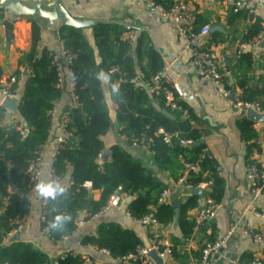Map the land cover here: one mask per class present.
<instances>
[{"label":"crops","instance_id":"crops-1","mask_svg":"<svg viewBox=\"0 0 264 264\" xmlns=\"http://www.w3.org/2000/svg\"><path fill=\"white\" fill-rule=\"evenodd\" d=\"M23 1L27 4L39 2L46 9L60 5L73 17L123 26L127 31L122 34L121 39L125 40L129 33H133L132 49L134 45H137V42L140 41L141 44V59L138 56V64L135 63L133 66L134 73L138 68L140 71H142L141 67L146 68L147 56L153 50L160 56L161 65H169L174 77L175 92L181 97L182 103L189 107L196 116L197 119L192 126L196 129L198 124L201 123L205 127L204 152L214 162L215 167L220 169V175L215 173L222 182V195L218 202L220 207L212 222H210L211 219L199 231L191 229V233L187 236H183L176 221L163 226V236L172 245L174 256L172 262H165L164 264H198L200 251L204 243L219 239L235 223L238 224L239 228L220 248L214 264L248 263L255 259L262 261L264 258V243L253 242L240 229L247 227L254 231L264 232V217L257 215L264 214V197L257 199L252 197L244 171L247 161L257 165L264 163V44H262L264 35L258 46L243 50H240V47L256 36L252 38L248 36L249 28L255 23L256 19H259L262 28L264 9L251 17L244 12L231 13L228 5L233 0H217L214 3H209L207 0H157L164 7L182 1H192L195 4L194 23L197 26L208 25L210 28L209 34L201 39L200 46L216 56L227 87L230 91L232 85L235 87V97L249 101H259L262 104L260 112L251 114L243 109L233 107L231 101L222 97L212 83L204 81L195 74L189 61V52L184 50L182 41L175 34L171 23L162 20L155 10L144 3L135 0ZM6 21L12 23L9 45L6 44L5 40ZM40 24L39 50L46 48L49 53L60 54L63 43L57 39L55 29L57 30L58 27L47 29L44 22ZM83 35L88 44L92 46L91 31L85 29ZM30 47L31 24L27 22L25 17H11L8 12L1 8L0 78L6 80L9 77L16 76V73L21 70L24 72L23 77L26 76V70L18 64V59L20 53L27 52ZM241 53L244 56L240 57ZM133 56H136L135 52ZM248 61H251L250 64ZM22 78L19 85H9L10 89L17 93L15 105L7 107L3 106V102L0 103V113H5L6 124L8 126L17 125V129H20V126H18L19 120L16 107ZM99 79L101 88L106 92V75L99 72ZM65 81V87L60 91V96L55 101L58 114L50 124L48 136L43 144L45 156L43 159L42 183L47 180L46 171L51 163L50 153L55 138L59 133L58 123L61 112L70 104L68 80ZM105 104L109 110L111 126L106 134L101 137L104 147L101 153L102 157L99 158L98 162L100 163L102 160L109 158V148L112 145H122L125 148L128 146L127 150L133 157L145 162L148 161V158L152 156L149 152V143H145L140 148H131L118 132V127L114 122L116 105L109 100L107 94ZM174 114L172 113L171 116L174 117ZM243 121L252 122L253 131L256 134L255 139L245 140L247 135H242L239 129V124ZM22 132L26 134L27 130H22ZM185 157L189 159L191 157L190 153H187ZM181 172V157L178 156L173 160L169 172L158 175L159 179L163 180L167 186L168 200L166 202L171 204L175 201L177 203L175 217H177V208L193 194L192 190L177 185L176 179ZM61 176L62 183L66 185L70 180L68 174ZM210 188L211 186L201 191L202 194L196 195V206L188 209L185 215L188 222L193 223L197 209L201 206L203 199L208 197L206 195ZM9 192L13 193L10 187ZM118 193L120 192L114 195V199ZM99 194L98 190L89 188V196L92 199L97 200ZM40 197L41 194L38 193L37 189L27 191L28 212L25 227L20 234L5 237L3 244L8 245L13 241L30 243L34 248L42 251L52 264L61 259L66 252L86 255L95 264H117L110 255H104L96 247L84 245L81 242L84 236L95 235L97 225L101 222L115 223L121 229L132 230L139 238L140 246H146L148 243L147 230L137 224L126 211L130 197L122 193H120V200L116 205L112 202L105 210H100L97 214L88 218L85 217L89 214L84 212L79 214L76 228L71 235L66 236V239L63 238L59 242H53L41 230ZM246 207L249 211L245 212L243 209ZM66 242H69L68 246H66Z\"/></svg>","mask_w":264,"mask_h":264},{"label":"trees","instance_id":"trees-1","mask_svg":"<svg viewBox=\"0 0 264 264\" xmlns=\"http://www.w3.org/2000/svg\"><path fill=\"white\" fill-rule=\"evenodd\" d=\"M26 20L31 24V47L27 52H21L18 59V64L27 72L19 87L16 107L20 129L12 125L0 130V264H52L42 251L30 243L13 241L8 245L3 244V239L13 228V220L27 215L26 164L36 147L44 144L50 127L47 112L60 96V91L54 86L56 73L50 65L49 52L46 48H38L41 24L33 18ZM201 26L194 23L193 30L198 31ZM85 29L91 31L92 46L83 35ZM261 30L259 19H256L249 28L248 36L252 38ZM126 31L123 26L114 23H98L84 29L67 26L57 29V39L72 57L80 106L71 110L73 138L59 150L52 164L57 174H68L72 182L63 188V192L51 196L49 201L42 226L49 225L47 236L53 242L71 235L79 214H89L85 218L97 214L110 196L117 192L130 197L126 211L131 218L140 219L150 208H154V215L163 226L176 221L183 236H187L191 233L193 223L188 222L185 215L188 209L196 206L197 196L192 194L177 208V217L170 203L157 204L160 193L167 187L158 175L169 172L173 160L187 153H190L191 161L199 162L201 170L212 173L211 188L206 196L218 203L222 195V182L215 174L216 165L203 152L204 144L197 141L199 134L192 126L197 118L192 110L182 103V107L187 108L189 119H182L179 112L171 119L163 113L167 108L163 106L162 100H154L140 86L128 82L135 74L133 66L138 64V56L141 59V44L139 41L133 49L129 47L121 39ZM129 48L131 53L127 54ZM161 64L160 56L151 50L146 68L141 67L144 76L157 72ZM111 67H118L121 71L119 76L123 81L118 88L113 86V80L118 75L108 73ZM99 72L107 77L106 92L101 88ZM106 94L116 105L114 122L119 134L126 138H140L144 133L152 151L148 161L133 157L127 150L128 146L112 145L109 158L98 162L104 147L101 137L111 126L105 104ZM158 129L171 135L169 144L164 143L162 136L157 133ZM239 129L242 135H247L245 140L256 138L251 121L241 122ZM22 130H27V133L24 134ZM180 139L194 142L190 147H183L179 143ZM190 180L197 183L202 178L197 176ZM84 182H90V189L99 191L97 200L89 196V189L83 187ZM9 183L15 188L13 193L9 192ZM57 215L67 216L68 219L53 228ZM81 242L108 251L112 259L133 252L141 244L132 230L121 229L111 222L99 223L95 235L84 236ZM57 264L82 262L79 256L67 255L58 259Z\"/></svg>","mask_w":264,"mask_h":264},{"label":"built area","instance_id":"built-area-1","mask_svg":"<svg viewBox=\"0 0 264 264\" xmlns=\"http://www.w3.org/2000/svg\"><path fill=\"white\" fill-rule=\"evenodd\" d=\"M144 3L149 8L155 10L159 17L171 23L175 34L181 39L184 50H187L190 55V64L194 68L195 74L207 81L212 83L217 89L218 93L227 98L230 95V89L227 87L225 80L220 72V67L217 63L216 56L209 50L203 49L200 46V41L209 34L210 28L208 25L201 26L198 31L193 30L195 21L196 7L192 1L174 2L169 7H164L159 4L156 0H135ZM209 3H214L217 0H207ZM229 10L233 14L240 12L247 13L249 16L254 17L260 11L264 9V0H233L229 5ZM1 12V7H0ZM264 35V24L262 30L257 35L249 40L248 42L241 45L240 50L249 49L259 45ZM133 33H129L125 41L129 47L132 45ZM131 53L129 48L127 54ZM50 65L53 67L56 73L55 89L61 91L65 87L66 79L68 80V89L70 91V104L61 112L58 128L59 133L55 138L53 148L50 153L51 163L46 171L47 180L49 184H59L62 188L72 184L71 180L66 185L62 183V176L57 174L53 168V162L55 156L59 150L65 146L68 141L73 138V129L71 128V110L79 108L80 103L78 95L76 93V81L74 79L72 71V57L67 50L62 49L60 54L49 53ZM120 69L118 67H111L108 73L111 75H118L113 80V86L118 88L123 81L120 75ZM23 70L18 75L9 77L8 79L0 78V103L5 100H17V93L10 89L9 85H19L20 79L23 77ZM130 84L138 85L154 100H162L163 106L167 108L168 113H180L182 119H189V113L187 108L182 107L181 97L175 92L174 77L171 73L169 65H162V67L155 72L145 77L138 68L136 73L128 80ZM233 107L243 109L245 111L252 110L258 113L262 110V104L259 101L242 100L241 98L235 97L231 102ZM50 124L54 121L58 114L57 106L54 104L51 109L47 112ZM7 118L4 112L0 113V130L5 129L8 125L6 124ZM195 123L192 122V124ZM258 125V124H257ZM199 137L197 141H203L205 127L199 123L196 128ZM22 132V131H21ZM157 133L162 136L164 143L169 144L171 135L164 132L162 129H158ZM123 140L129 144L131 148H140L148 141L145 139L144 133L141 134L140 138L124 137ZM191 139H180L179 143L183 147H190L193 144ZM149 152L152 154L151 149ZM204 152V151H203ZM45 156L43 145H39L33 151L32 156L28 159L25 169L26 186L28 190L34 191L37 189V185L42 183V177L44 173L43 159ZM101 158V154L98 156ZM181 157L182 172L177 177L176 183L182 188L189 190L204 191L208 189L211 184L212 173L205 170H201L198 161H191L185 156ZM98 158V159H99ZM245 178L249 186L250 193L254 199L264 197V163L257 165L256 163L247 161L245 164ZM215 173L220 175V169L217 167ZM201 176L202 180L197 183H192L190 178ZM83 187L86 189L91 188L90 182H84ZM56 193L54 195H58ZM116 194V193H115ZM111 195L107 200L106 206L101 210H105L114 200V195ZM51 196L41 195L39 200L40 207V222L44 223L46 214L48 213V205ZM168 193L163 190L158 199L157 204L166 203L168 200ZM220 207V204L215 202L212 198L206 197L203 199L201 206L197 209L196 215L193 219V231H199L204 225L208 224L213 219ZM245 212L249 211L248 208L243 209ZM258 216L264 217V214H257ZM27 220V215L24 214L20 217H16L13 220V228L7 234V237L15 236L20 234ZM137 224L144 227L148 232V243L146 246H138L133 252L115 258V262L118 264H155L149 257L151 252H154L163 263H170L174 260L172 245L164 238L162 228L163 225L157 220L154 215V208H150L149 212L140 219H133ZM82 224V222H80ZM239 228L238 224L235 223L226 231V233L219 239L211 242L204 243L200 251V260L198 264H214L215 257L218 254L220 248L226 243L230 236ZM49 225L42 226V233L48 238L47 231ZM241 232L251 239L255 243H264V232L254 231L250 228H242ZM65 239L67 237H64ZM104 255L109 256L108 251L100 250ZM79 256L82 264H95L92 259L86 255L78 254L75 252H66L65 256ZM61 258V259H62ZM8 264V263H3ZM53 264H57L55 261ZM236 264H264L263 261L255 259L248 263H236Z\"/></svg>","mask_w":264,"mask_h":264},{"label":"water","instance_id":"water-1","mask_svg":"<svg viewBox=\"0 0 264 264\" xmlns=\"http://www.w3.org/2000/svg\"><path fill=\"white\" fill-rule=\"evenodd\" d=\"M0 7L9 13L11 17L14 18H20V17H25V18H33L39 21V23H45V27L47 29H51L55 26L60 27V26H67V27H72V28H77V29H84V28H89L91 26H94L98 24L99 22L94 21V20H88L84 19L81 17H73L71 16L62 6L56 5L54 8L51 9H46L42 6L41 3L39 2H33L31 4H27L23 0H0ZM11 27L12 23L11 21H6L5 22V40L6 44L9 45L11 41ZM57 30L55 29V32ZM57 34V33H56ZM264 44V41L262 42ZM25 75L27 73L25 72ZM236 96V90L235 87L232 85L231 86V92L228 97L229 101H233ZM16 100H5L3 102V106L11 107L15 105ZM249 113H255L252 110H248ZM163 113L169 117L173 118L170 113L167 111H163ZM199 144H203V141H200ZM10 190L14 192L15 188L11 183H9ZM194 195H200L202 194L201 191L199 190H193ZM120 200V193L115 197L113 204H117ZM173 208H175V213H176V205L177 203L175 201L171 202L170 204ZM213 219L210 221L212 222ZM69 245V242H66V246ZM149 257L153 260L155 264H164L163 260H161L154 252H151L149 254Z\"/></svg>","mask_w":264,"mask_h":264},{"label":"clouds","instance_id":"clouds-1","mask_svg":"<svg viewBox=\"0 0 264 264\" xmlns=\"http://www.w3.org/2000/svg\"><path fill=\"white\" fill-rule=\"evenodd\" d=\"M37 191L44 196H53L56 193L63 192V188L59 184H49L45 182L37 185ZM67 219V216L57 215L55 217V223L52 225L53 228L59 227L60 224Z\"/></svg>","mask_w":264,"mask_h":264}]
</instances>
